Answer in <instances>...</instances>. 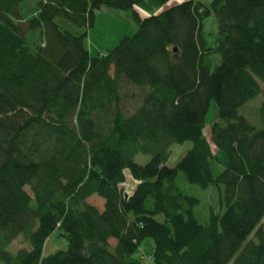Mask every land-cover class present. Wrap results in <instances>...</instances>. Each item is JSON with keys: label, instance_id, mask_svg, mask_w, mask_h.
<instances>
[{"label": "trees", "instance_id": "16d2710c", "mask_svg": "<svg viewBox=\"0 0 264 264\" xmlns=\"http://www.w3.org/2000/svg\"><path fill=\"white\" fill-rule=\"evenodd\" d=\"M22 1L0 0L1 264H144L134 255L144 239L151 264H264V0H181L157 13L166 0H36L26 15ZM101 6L128 10L135 28L90 56ZM258 94L255 126L238 108ZM210 100L209 135L225 155L216 175L202 134ZM184 141L167 166L169 145ZM178 171L214 185L220 211L198 222ZM54 228L66 247L41 256ZM18 236L29 247L11 253Z\"/></svg>", "mask_w": 264, "mask_h": 264}, {"label": "rangeland", "instance_id": "374dc122", "mask_svg": "<svg viewBox=\"0 0 264 264\" xmlns=\"http://www.w3.org/2000/svg\"><path fill=\"white\" fill-rule=\"evenodd\" d=\"M181 0H166L164 3L156 6L151 12L157 13L174 3ZM201 2L207 4L209 0H200ZM36 10V0H23L20 3V11L23 14H30ZM139 16L143 17L148 15V11L136 7ZM56 23L61 25L64 29L73 30L70 24L63 23L61 19L56 18ZM202 29L208 40L213 39L216 34V21L212 13L207 15L202 19ZM135 28V24L130 17L128 10L112 9L101 6L94 14L93 23L90 27L86 29L85 44L90 56H96L100 52L110 49L113 47L117 41L123 35H130ZM37 38V37H36ZM218 58H216L217 60ZM217 63V62H216ZM262 97L260 94L256 95L254 98L250 99L244 105L238 108V113L245 117V119L252 125L258 126L260 121L258 117V107ZM215 119V108L213 100L208 103L207 110L204 114V126L202 128V134L207 140L212 158L209 161L210 169L213 175L218 174L225 165V155L222 150L215 147L210 135H209V125ZM190 147L189 141H184L182 143H173L168 147L169 155L165 162L167 166H174L179 157ZM134 160L137 163H144L147 160L146 155L140 153L134 156ZM128 189L130 188L132 181L127 178ZM175 184L180 191L183 193L192 195L198 199V202L193 207V215L198 222H204L207 220L208 209L211 208L214 212L220 211L219 201H218V191L214 185H209L206 188H200L195 184L188 183L181 172H177L175 178ZM91 204H94L99 209L102 206V199L96 196H91L87 199ZM160 218V217H159ZM264 229V215L259 222ZM253 232H250L246 239L252 237ZM113 240L109 239V243L113 244ZM28 248V244L22 241L18 236L14 238L6 247V249L13 253L19 247ZM66 247V239L61 235V230L54 228L50 234L44 240L41 256L53 253L56 250H62ZM152 248V242L150 239H144L138 246L134 255L141 258L144 264H151V261L147 258V253L150 252ZM1 264V262H0Z\"/></svg>", "mask_w": 264, "mask_h": 264}]
</instances>
